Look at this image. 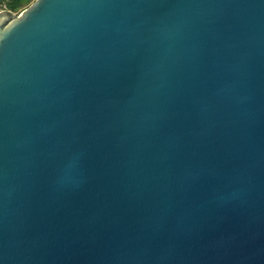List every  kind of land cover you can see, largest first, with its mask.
Instances as JSON below:
<instances>
[{"label": "water", "instance_id": "water-1", "mask_svg": "<svg viewBox=\"0 0 264 264\" xmlns=\"http://www.w3.org/2000/svg\"><path fill=\"white\" fill-rule=\"evenodd\" d=\"M0 264H264V0L0 11Z\"/></svg>", "mask_w": 264, "mask_h": 264}, {"label": "trees", "instance_id": "trees-1", "mask_svg": "<svg viewBox=\"0 0 264 264\" xmlns=\"http://www.w3.org/2000/svg\"><path fill=\"white\" fill-rule=\"evenodd\" d=\"M35 0H0V8L5 6L9 11H23L27 9Z\"/></svg>", "mask_w": 264, "mask_h": 264}, {"label": "rangeland", "instance_id": "rangeland-1", "mask_svg": "<svg viewBox=\"0 0 264 264\" xmlns=\"http://www.w3.org/2000/svg\"><path fill=\"white\" fill-rule=\"evenodd\" d=\"M5 11H8V12H10V13L13 14V15H19V14L21 13V11H16V12H14V11H9V10H7V9H5Z\"/></svg>", "mask_w": 264, "mask_h": 264}, {"label": "built area", "instance_id": "built-area-1", "mask_svg": "<svg viewBox=\"0 0 264 264\" xmlns=\"http://www.w3.org/2000/svg\"><path fill=\"white\" fill-rule=\"evenodd\" d=\"M5 6H2L1 8H0V11H5Z\"/></svg>", "mask_w": 264, "mask_h": 264}]
</instances>
